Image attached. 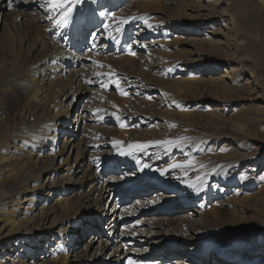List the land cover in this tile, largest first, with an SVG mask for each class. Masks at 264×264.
<instances>
[{"label":"bare ground","instance_id":"1","mask_svg":"<svg viewBox=\"0 0 264 264\" xmlns=\"http://www.w3.org/2000/svg\"><path fill=\"white\" fill-rule=\"evenodd\" d=\"M185 2L181 5L191 12L188 15L190 25L200 29L209 25L211 18L208 15L199 16L195 5L191 1ZM8 3L9 0H0V15H3V9H9ZM19 3L23 6L20 13L32 10L37 15L35 19L52 28L54 40L48 37V41L39 40L36 46L32 43L30 55L24 61L10 58L4 62L5 68L0 69V264H125L130 254L139 261L151 257L147 260L150 264H206L209 258H212V264H243L238 253L246 245L245 239L252 237L253 242H264V231L253 228L244 230L246 233L210 231L208 227L211 226L204 218L205 206L213 198L208 185L195 189L190 177L183 180L172 173L166 178L175 170L171 167L174 163L157 172L151 167L167 154L164 151L180 158H184L186 152L179 151L177 146L167 150L150 145L143 150L119 148L111 138H106L103 126L91 129L89 141L79 146L80 138L73 141L80 123L83 120L96 123L103 119L96 109L72 118L68 114L77 94H100L97 89L108 86L102 77L92 75L87 88L79 85L81 89L74 92L78 86L74 79L76 65L80 60L83 66L93 67L94 63L106 59L116 61L125 50L130 58L137 55L136 50L153 57L162 51V46H167L168 31L189 33L186 39H173V43L190 49L211 35L224 38L228 46L246 44L243 38L239 36L230 43L219 31L192 30L183 26L186 23L175 26L172 16L167 13H164L167 20L161 27L140 21L141 10L162 9L158 0H83L76 6L73 20L67 26L59 27L54 24L59 10L50 8L47 0H25L16 4ZM229 3L225 1L226 6ZM236 9L238 15L245 14L239 6ZM252 11L257 15L260 10L258 7V11ZM236 13L223 14V20L235 19ZM245 21L244 18L240 20L241 23ZM245 57L256 71L261 64V54ZM203 63L183 62L181 68L170 73L171 77L193 86L199 83L202 74L216 73L220 65L225 66L222 58H215L213 65ZM123 73L118 78L126 81L128 87L135 88V77ZM222 78V75L215 78L213 86L222 93H229ZM258 78L259 75L253 76V86L263 91V80ZM173 85L171 81L162 87L173 89ZM146 91L156 90L147 87ZM125 93L136 92L127 90ZM70 95H73L72 101L63 108L62 102ZM254 99L261 100V97L258 94ZM11 105V113H7ZM147 120L150 123L154 118ZM131 121L139 122V125L145 123L139 118ZM59 134L67 138L63 136L61 147L56 150L55 137ZM73 149H76L75 157L72 166L68 167L66 162ZM44 150L49 154L41 155ZM107 172L108 176L103 178ZM77 174L75 184H71ZM134 196H137L134 203L127 205ZM178 211L185 212L178 218L184 224L180 228L175 219L168 218L169 214ZM127 216L138 227L130 237L124 238L118 229ZM146 220L154 223L142 227ZM87 233L91 234L89 241L84 245V252L78 254L74 251L77 240L81 244ZM124 246L127 248L120 252ZM252 259L256 262L250 259L249 264H264V253L262 257Z\"/></svg>","mask_w":264,"mask_h":264},{"label":"rangeland","instance_id":"2","mask_svg":"<svg viewBox=\"0 0 264 264\" xmlns=\"http://www.w3.org/2000/svg\"><path fill=\"white\" fill-rule=\"evenodd\" d=\"M15 1L17 3L25 0H12V8L8 6V3L9 9H3V15H0V69L5 68L4 62L10 58L17 62L24 61L26 56L30 55L32 43L35 42L36 46L39 40L41 42L48 41V37L54 40L51 36L52 28L42 24L40 20H37L38 18L35 19L37 15L32 10L20 13V8L22 9L23 6L21 3L14 4ZM158 1H160L162 9L159 11L151 8L150 10H141L140 21L161 27V23L167 20L164 13H167V16H172L171 19L175 26L186 23L183 26L190 27L192 30H206L214 33L219 31L225 34L230 43L241 36L247 45L231 46L229 44L230 47L224 38L211 35V38L204 39V42H198L199 44L197 43L194 49L192 47L190 49L188 46L173 43V39H186V36L190 35L189 33L179 34L168 31L167 46L166 44L162 46V51L157 55L152 54L153 57L136 50L137 55L130 58L125 50L126 54L122 51L116 61L106 59L94 63L93 67L85 64L83 66V62L80 60L76 65L74 79L76 78L78 86L74 92L78 88L80 90L82 86L87 88L86 84L90 83L92 75L102 77L101 79L105 83L107 82L108 86L97 89L100 90V94L92 93L88 96L77 94L73 101V95H70L62 102L64 108L68 105L67 103L72 101V106L68 109L71 118L84 111L85 114H88V111L91 112V110L92 112L95 109L101 110L97 114L99 113L98 115L103 120L96 123L83 120L73 143L78 138H80L79 146L83 145V142L87 143L90 139L88 138L89 131L101 126L105 130L106 138H111L114 143L119 141L120 143H115L119 148L131 150L136 147L130 148L129 145L147 144L158 139L189 138L182 141L179 147L177 146L179 151L186 152L184 158L175 157V153L168 155L169 151H164L167 154L160 159L159 163H155L151 167L157 172L171 163L186 164V167L175 168L166 175V178L173 173L172 176L175 174L183 180L192 178L190 182L195 189L208 185L210 192H213V198L211 203L205 206L204 218L211 226L208 227L210 231L246 233L247 231L244 230L247 228L264 231V89L260 91L258 87L253 86L252 82L253 76L259 75L258 79L263 80L262 86L264 87V0ZM185 1H191L193 6L195 5L199 16L208 15L211 18L209 25L201 29L192 23L190 25L188 20L191 12L181 5V2L186 3ZM225 1L230 3L226 6ZM234 6L235 8H233ZM238 6L242 11H245V14L238 15L239 10L236 9ZM176 7L179 9L177 10ZM258 7L260 11L256 15L252 9L258 11ZM249 10L250 13H248ZM232 11L237 12L235 19L223 20L224 16L222 15L232 13ZM241 18L246 21L241 23ZM237 24L239 27L236 26ZM243 47H246V50ZM256 53L261 54V64L255 71L253 64L247 61L245 56L252 57ZM215 58H222L225 66L220 65L219 71L213 74H202V72L201 80L196 85L189 86L187 81L181 82V80H174V77H171L170 73H174L178 67L181 68L183 62L200 61L204 62L203 64L213 65ZM123 71L135 77L134 81H137L133 83L135 88L128 87L126 81L118 78ZM221 75L223 76L221 81L229 93H222L213 86L215 78ZM170 80L174 83L173 89L162 87L170 83ZM117 82L120 84L119 87H117ZM124 83L125 85H122ZM255 84L258 85V83ZM125 87L127 89L122 91ZM147 87H153L156 91L148 92L146 91ZM127 90L136 93L126 94L125 97L123 93ZM258 94L261 100L254 99ZM124 97L126 101L128 99V102ZM9 108L7 113H11L13 105ZM131 117L139 118L145 123L139 125V122L131 121L133 120H130ZM147 118H154V121L149 123ZM63 136L59 134L55 137L56 150L60 149ZM149 145L154 148L160 147V145ZM164 147L161 146V148ZM75 152L76 149H73L67 159L68 167L73 164ZM47 154L49 152L44 150L41 155L46 156ZM193 157L195 159H192ZM79 174L73 177L71 184H75ZM107 174L109 173H105L102 177L105 178L108 176ZM193 175L197 178L192 177ZM135 197L137 196L131 198L127 205H132ZM182 213L185 212L178 211L168 215V218L175 219L174 222L177 223L178 228L183 224L178 219ZM153 223V220H146L142 227ZM133 224V219L127 216L120 225L118 233L124 238L130 237L138 227ZM89 236L91 234L87 233L85 239L81 240V244L77 240L78 244L75 245L76 250L74 249V251L82 254L84 245L89 241ZM96 242L98 243V241ZM96 242L93 246L96 245ZM245 244L239 250L238 256L244 260L243 264H249L250 259L255 263V259L252 258L262 257L264 242H253L252 237H249L245 239ZM125 248L127 247H122L120 252H123ZM92 249H88V251L91 252ZM132 256L131 254L128 256L125 264H150L149 262H151L147 261L151 257H144L139 261ZM76 263L83 264V262ZM205 263L212 264V258L207 259Z\"/></svg>","mask_w":264,"mask_h":264},{"label":"snow or ice","instance_id":"3","mask_svg":"<svg viewBox=\"0 0 264 264\" xmlns=\"http://www.w3.org/2000/svg\"><path fill=\"white\" fill-rule=\"evenodd\" d=\"M47 3L49 4L50 8L59 10L58 18L54 20V24L57 27H59L61 25L67 26L73 20V15L74 12L76 11V6L83 3V0H47ZM9 7H12V0H9ZM101 15H103V13H101ZM49 18L52 19V17ZM105 27H108V25H105ZM131 54L135 55V53H131ZM117 87H119L118 82H117ZM123 94L126 95L127 93H123ZM97 111H101V110L98 109ZM187 139L189 138L185 137V138H179L177 140H157V141L148 142L147 144L129 145V147L130 148L136 147L140 150H143L146 147H148L149 144H154V145L165 146L167 150V148L170 146H179L182 141ZM115 143H120V142L116 141ZM186 166H187L186 164L182 165L179 163L171 165V167L173 168L186 167Z\"/></svg>","mask_w":264,"mask_h":264}]
</instances>
